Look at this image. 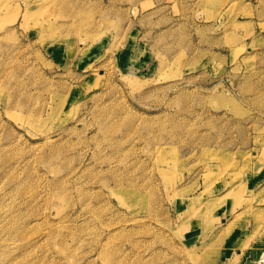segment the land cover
<instances>
[{
  "label": "rangeland",
  "instance_id": "obj_1",
  "mask_svg": "<svg viewBox=\"0 0 264 264\" xmlns=\"http://www.w3.org/2000/svg\"><path fill=\"white\" fill-rule=\"evenodd\" d=\"M0 264H264V0H0Z\"/></svg>",
  "mask_w": 264,
  "mask_h": 264
},
{
  "label": "crops",
  "instance_id": "obj_2",
  "mask_svg": "<svg viewBox=\"0 0 264 264\" xmlns=\"http://www.w3.org/2000/svg\"><path fill=\"white\" fill-rule=\"evenodd\" d=\"M242 250H243V249H242ZM236 252H237V254H239V253H240V249L238 248ZM241 254H244V251H242Z\"/></svg>",
  "mask_w": 264,
  "mask_h": 264
},
{
  "label": "bare ground",
  "instance_id": "obj_3",
  "mask_svg": "<svg viewBox=\"0 0 264 264\" xmlns=\"http://www.w3.org/2000/svg\"><path fill=\"white\" fill-rule=\"evenodd\" d=\"M57 174H58V172H57ZM68 187V186H67ZM69 192V191H68ZM64 197H66V196H64ZM116 261V260H115ZM111 263V262H110Z\"/></svg>",
  "mask_w": 264,
  "mask_h": 264
}]
</instances>
